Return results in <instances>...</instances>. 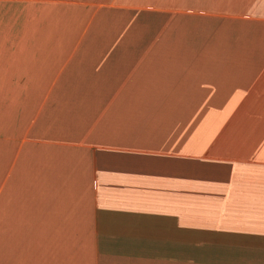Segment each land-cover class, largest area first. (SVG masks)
I'll list each match as a JSON object with an SVG mask.
<instances>
[{"label": "crops", "instance_id": "crops-1", "mask_svg": "<svg viewBox=\"0 0 264 264\" xmlns=\"http://www.w3.org/2000/svg\"><path fill=\"white\" fill-rule=\"evenodd\" d=\"M0 264H264V0H0Z\"/></svg>", "mask_w": 264, "mask_h": 264}, {"label": "rangeland", "instance_id": "rangeland-1", "mask_svg": "<svg viewBox=\"0 0 264 264\" xmlns=\"http://www.w3.org/2000/svg\"><path fill=\"white\" fill-rule=\"evenodd\" d=\"M198 43H200V41H198L197 44H198ZM197 46H199V45H197ZM200 47H203V45H200Z\"/></svg>", "mask_w": 264, "mask_h": 264}]
</instances>
